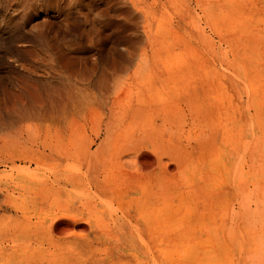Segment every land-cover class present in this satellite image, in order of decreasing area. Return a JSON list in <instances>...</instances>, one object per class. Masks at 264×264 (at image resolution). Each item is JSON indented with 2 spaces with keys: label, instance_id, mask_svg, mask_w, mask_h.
Listing matches in <instances>:
<instances>
[{
  "label": "rangeland",
  "instance_id": "obj_1",
  "mask_svg": "<svg viewBox=\"0 0 264 264\" xmlns=\"http://www.w3.org/2000/svg\"><path fill=\"white\" fill-rule=\"evenodd\" d=\"M87 1L60 55L0 30V264H264V0Z\"/></svg>",
  "mask_w": 264,
  "mask_h": 264
},
{
  "label": "bare ground",
  "instance_id": "obj_2",
  "mask_svg": "<svg viewBox=\"0 0 264 264\" xmlns=\"http://www.w3.org/2000/svg\"><path fill=\"white\" fill-rule=\"evenodd\" d=\"M5 1H8L9 3L7 4L8 6L0 13V30L3 36L1 38L3 39L4 47L9 51H11V49L13 48V45H14L13 43H15V41L17 42L24 41L26 42V44L29 43L30 45L28 44L29 46L25 47L26 45L25 44L24 47L19 48L17 51L26 52V53L28 52L37 53V51L38 52L41 51L42 53L45 52L49 55H54V54L60 55V53L63 50L61 48L62 45L60 46V37L64 39L66 36H70V35L80 36V32H79L80 24L82 23V21L87 22L89 20L86 15L82 14L80 11L76 9L77 5H83V6L85 4L89 5V1L87 0H5ZM131 6H132L131 0H117V3L115 6L107 5L106 7H104V9H101V10L99 9L98 11L95 10L96 12H94V17L96 18L98 17V19L102 21L105 26H108L110 24L112 25L113 23L112 17L114 13H116L115 15L119 19L117 21V24L126 26V23L128 22L130 24L132 23V20L130 17ZM48 10L53 11V13L57 11L59 14L61 15L63 14V17H64L63 22L60 23V19L56 20V18H54L56 21L54 20L52 22H49L50 20H48V18H46V21H42V20L34 21L33 20L34 17L38 16L40 13L46 14ZM119 34L122 35L123 33H119ZM5 37H8V38H5ZM70 48L72 49L75 48V50L77 51H79L80 49H83L81 45H75V47H70ZM18 60L16 59L17 62ZM28 65L27 63H25V65L22 63L21 65H19L20 67L23 68L21 70L22 71L21 75L18 77L19 82H17L21 90L20 93L18 94V98L22 102H24L25 100H28L33 95L29 87L31 83L32 84L48 83L49 81L48 78L54 77V75L56 74L55 69L48 70L52 76H47L48 78H36L35 80H33L29 77V73L27 72V70L32 69V68L30 69V66ZM13 186H16V188H19V189H24L26 185L24 186L21 183H17ZM30 186L31 185H29V187ZM28 197L29 196H27V200H28ZM58 220H60V214H54L52 216L51 222L55 223Z\"/></svg>",
  "mask_w": 264,
  "mask_h": 264
}]
</instances>
